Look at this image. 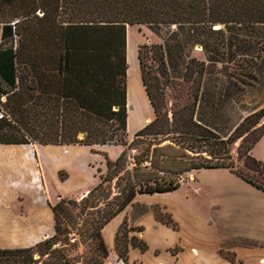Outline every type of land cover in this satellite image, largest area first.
Masks as SVG:
<instances>
[{
  "label": "trees",
  "instance_id": "1",
  "mask_svg": "<svg viewBox=\"0 0 264 264\" xmlns=\"http://www.w3.org/2000/svg\"><path fill=\"white\" fill-rule=\"evenodd\" d=\"M142 25L181 27L190 38L224 53V32L214 27L263 28L264 0H0V145L122 148L115 160L105 155L107 171L84 197L59 196L52 206L51 237L28 248L0 249V264H105L110 254L103 229L137 196L177 191L183 173L229 169L264 192L256 180L264 178V163L251 155L264 135V106L222 138L195 120L205 63L191 59L183 81L174 82L161 44L138 46L141 79L155 117L128 143L127 28ZM251 45L253 55L238 59L232 72L243 89L252 84L245 76L256 80L254 69L264 53V45ZM170 85H188L192 101L169 109ZM167 141L171 145L162 146ZM238 141L247 173L234 171L232 150ZM177 146L190 160L182 169H171ZM133 150L138 154L129 155ZM153 214L158 223L179 230L170 213L154 208ZM143 231L126 220L120 225L115 251L124 264L131 248L149 249L131 235ZM72 233L88 247L84 256H71Z\"/></svg>",
  "mask_w": 264,
  "mask_h": 264
},
{
  "label": "rangeland",
  "instance_id": "2",
  "mask_svg": "<svg viewBox=\"0 0 264 264\" xmlns=\"http://www.w3.org/2000/svg\"><path fill=\"white\" fill-rule=\"evenodd\" d=\"M174 27L176 26L170 28H156L152 25H142L132 26L128 29L127 47L129 48V61L132 76L135 74L137 67L138 45L144 43L153 45L161 44L159 34L163 32L168 33V31ZM224 27L226 26L214 27V29H221L224 32L226 49L224 53L219 52L224 54L225 57L237 54V47H239L238 40L240 37L237 38V40L236 36L242 35L240 40L246 39L248 41L249 55L237 57L230 63L228 72L223 68H213V70H217V74H215L214 77L212 76V78L216 79L217 77L218 79L225 81L228 76V81L240 91L246 92L248 90H253V93L257 92L259 95L262 94L264 91V81H261L259 76H257L256 69L263 58L264 53L254 69L256 80L251 76H245L244 78L252 83L251 85H246L244 89L238 86L234 81L232 72L236 69L235 62L238 59L250 58L253 55L254 52L251 45L253 44V41L258 42L260 45H264V27L251 29L250 27L240 26L245 27V29L232 31V33L227 31ZM191 59L204 62L207 70L205 54L201 47L196 46L186 62L184 74L181 79L173 78L166 58L171 80L174 82L183 81L187 64ZM245 70L248 69L246 68ZM238 71L240 70L238 69ZM205 76L206 71L203 76V84ZM238 83L243 85L241 80H239ZM190 101H192V97H190L188 85H170L169 87H166V103L169 109L171 107L173 109H179ZM256 105L257 103H253V106ZM263 106L264 103L258 110L263 108ZM130 110L132 111V105L130 106ZM257 111L248 109L246 117ZM130 116H132V113H130ZM130 124L131 126L130 128L128 127L127 131L128 143H131L133 139H135L134 135L138 128V123L136 120H132V117H130ZM251 138L252 137H250V139ZM240 142L241 141H238L232 150V157L235 162L234 171H245L244 173H247L243 166V160L239 159L238 147ZM163 145H171V142L167 141L163 143L162 146ZM28 146L36 152V158L37 156L42 158L41 162L37 158L40 163V177L38 178L39 180L37 183L44 186L45 191L50 195V199L54 204L59 200V196L80 200L86 191L91 190L100 181V176L106 173L105 155L111 160L116 156V151L112 148L109 149V147H86L85 152H66L65 154L55 155L53 157V150H45L46 147H42L37 143H31ZM29 147L11 148L4 151V153H8L12 159L16 160V175L23 176L24 178L27 176L35 177V175L38 174L33 160H28L27 158V160H25L26 162H22L23 157L27 154L29 155V152H31ZM74 147L82 148L83 146L76 145ZM2 151L3 150L0 149V153ZM138 152L139 151L136 150L129 151V155H137ZM172 154L175 155V158L170 161L171 169H182L186 167V163L189 162L190 158L185 156L178 146ZM190 156L193 155L190 153ZM61 179H64V181ZM237 180L244 182L245 185L249 187L255 188L264 195V192L242 180L235 172H232L229 169H218L183 173L180 180V188L177 191L166 195H145L144 197H140L139 199L143 201L142 203L152 204L153 210L154 208H159L162 212L170 213L173 219L178 223L179 230L173 231L171 228L165 225L163 226L177 234L180 233L181 227L184 230L187 229L185 223H181L179 200L187 198L189 201H192L191 204L193 206L195 205L196 210H198L197 215L200 218L199 225L204 230L203 232L210 235L211 233L217 234V230H220V246L215 248L214 251H205L204 253L197 255L194 253L195 251L190 250L189 252L185 250L181 243H177L168 251L158 248L152 250L150 254H147L144 259L138 261L137 264H264V221L259 222L258 218L256 221L251 218L253 209L250 199L252 198V195L248 190L236 183ZM256 180L264 185V178L256 177ZM2 181L3 180H1L0 183ZM3 183L5 186H19L21 181L16 177L8 178L7 176ZM31 183L36 184L35 182L27 180V184ZM259 204L263 205V202L260 201ZM257 212L259 216L262 215L261 211ZM202 213L203 217L201 216ZM262 217L264 220V214ZM144 231L142 233L133 232L131 235H135L139 239L145 241L149 247L148 240L144 236ZM70 239L72 243H75V247L71 250V256H84L88 252V247L81 243L80 237L76 235V233H72ZM188 254H192V259ZM38 258L39 257L36 256V259ZM45 259L46 257L43 258V260ZM107 263H109V259L105 264Z\"/></svg>",
  "mask_w": 264,
  "mask_h": 264
},
{
  "label": "crops",
  "instance_id": "3",
  "mask_svg": "<svg viewBox=\"0 0 264 264\" xmlns=\"http://www.w3.org/2000/svg\"><path fill=\"white\" fill-rule=\"evenodd\" d=\"M130 26H128V29ZM227 31H239L245 27H224ZM231 28V30H230ZM231 35V34H230ZM235 35V34H234ZM160 42L165 48L167 62L170 72L175 79H181L186 62L191 56L194 48L199 46L202 48L207 60L206 76L203 84V89L198 102L195 113V120L201 125L211 129L222 138L229 137L233 131L239 126L242 120L246 117L248 109L257 111L264 103V91L262 94L253 93V90L246 92L240 91L228 81V76L225 81L214 77L217 70L213 68L226 69L231 62L237 57L249 55L248 41L240 40L242 35L236 36L239 47L237 54L225 57L219 51L205 46L191 38H189L181 27H174L168 33H161ZM231 37V36H229ZM139 46V45H138ZM127 111H128V127L130 128V117L138 123L139 131L149 124L155 117L153 108L148 99L145 87L141 79V70L138 61L137 47V67L135 74L131 75L129 48L127 47ZM256 74L260 80L264 81V56L261 59ZM135 75V76H134ZM253 103L257 105L253 106ZM259 103V104H258ZM132 105V111L130 106ZM136 112V113H135ZM132 113V116H130ZM135 132V133H136ZM29 147L16 145H0L3 151L0 153V181L10 177H16L21 181L19 186H5L3 181L0 183V249H22L34 246L35 244L51 237L54 234V220L52 206L54 203L50 199V195L45 191L42 184H38L40 177V163L42 158L37 156L36 152L31 149L29 155L23 157L25 160H33L38 174L35 177L18 176L15 173L17 167L16 160L12 159L8 153H4L7 149ZM45 150H53L55 155L75 152H85L86 147L78 148L74 146H42ZM100 148H112L116 151L115 160L121 153L122 149L116 146H96ZM64 148V150H63ZM108 149V150H109ZM43 150V151H45ZM251 155L264 163V135L251 150ZM27 180L36 184H27ZM235 182V179H234ZM236 183L244 187L252 195L250 203L253 213L251 218L255 221L258 218L259 222L264 221V195L253 187L245 185L244 182L237 180ZM89 191V190H88ZM85 194L82 195L84 197ZM137 196L133 203L129 205L123 212L114 218L104 229L103 237L109 249V263L107 264H124L119 260L115 251V235L120 225L124 220L130 226L144 227V236L148 240L149 249L146 253H142L139 248H131L129 252V264H137L138 261L144 259L147 254L156 248L168 251L177 243H181L185 250L195 251V254L204 253L205 251H214L220 246V230L216 233L206 234L199 225L200 218L198 210L193 206L187 198L179 200L181 223L184 222L187 229L181 227L180 233H173L169 228L155 220L153 214V205L144 204ZM261 198V199H260ZM262 201L263 205L259 204ZM259 204V205H258ZM257 211H261L262 215H258ZM176 215V213L174 212ZM177 216V215H176ZM203 217V213L201 215ZM183 219V220H182ZM212 220V217H211ZM227 230V229H226ZM147 236V237H146ZM193 257L192 254H188ZM192 259V258H191Z\"/></svg>",
  "mask_w": 264,
  "mask_h": 264
}]
</instances>
